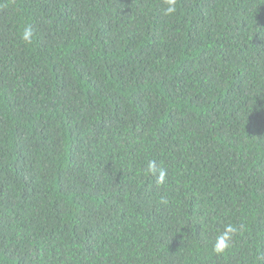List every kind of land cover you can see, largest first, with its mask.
Listing matches in <instances>:
<instances>
[{
	"label": "trees",
	"instance_id": "1",
	"mask_svg": "<svg viewBox=\"0 0 264 264\" xmlns=\"http://www.w3.org/2000/svg\"><path fill=\"white\" fill-rule=\"evenodd\" d=\"M0 264H264V0H0Z\"/></svg>",
	"mask_w": 264,
	"mask_h": 264
},
{
	"label": "clouds",
	"instance_id": "2",
	"mask_svg": "<svg viewBox=\"0 0 264 264\" xmlns=\"http://www.w3.org/2000/svg\"><path fill=\"white\" fill-rule=\"evenodd\" d=\"M178 10V0H163V13L165 16H173ZM20 39L25 44H31L34 40V30L30 24L25 25L20 32ZM147 174L157 175V182L163 183L166 177V171L163 168H157L155 161H150L145 169ZM242 227V226H240ZM240 231L234 224H226L224 230L216 236L213 245V251L217 254H223L232 247V241Z\"/></svg>",
	"mask_w": 264,
	"mask_h": 264
}]
</instances>
